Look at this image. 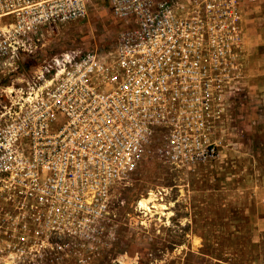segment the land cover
I'll list each match as a JSON object with an SVG mask.
<instances>
[{
	"label": "built area",
	"instance_id": "2783aa9c",
	"mask_svg": "<svg viewBox=\"0 0 264 264\" xmlns=\"http://www.w3.org/2000/svg\"><path fill=\"white\" fill-rule=\"evenodd\" d=\"M68 1L82 0H0ZM109 2L134 23L116 49L53 57L31 77L27 105L4 108L0 264H82L83 243L114 225L117 188L144 159L192 175L233 143L243 0Z\"/></svg>",
	"mask_w": 264,
	"mask_h": 264
},
{
	"label": "rangeland",
	"instance_id": "374dc122",
	"mask_svg": "<svg viewBox=\"0 0 264 264\" xmlns=\"http://www.w3.org/2000/svg\"><path fill=\"white\" fill-rule=\"evenodd\" d=\"M10 10L0 18L1 122L5 107L27 105L31 77L53 57H106L134 25L109 0L0 2V14ZM243 29L233 143L192 175L144 159L117 188L114 225L83 243L82 264H264V0H243Z\"/></svg>",
	"mask_w": 264,
	"mask_h": 264
},
{
	"label": "bare ground",
	"instance_id": "6f19581e",
	"mask_svg": "<svg viewBox=\"0 0 264 264\" xmlns=\"http://www.w3.org/2000/svg\"><path fill=\"white\" fill-rule=\"evenodd\" d=\"M149 201H145V202H142L141 204L143 205V208H146L147 210H149V207H148V203ZM145 209V210H146Z\"/></svg>",
	"mask_w": 264,
	"mask_h": 264
}]
</instances>
